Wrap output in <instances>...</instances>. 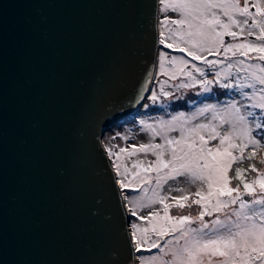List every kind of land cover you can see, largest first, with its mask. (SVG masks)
Instances as JSON below:
<instances>
[{
  "label": "water",
  "instance_id": "obj_1",
  "mask_svg": "<svg viewBox=\"0 0 264 264\" xmlns=\"http://www.w3.org/2000/svg\"><path fill=\"white\" fill-rule=\"evenodd\" d=\"M160 37L158 0H0V264H138L103 138Z\"/></svg>",
  "mask_w": 264,
  "mask_h": 264
},
{
  "label": "snow or ice",
  "instance_id": "obj_2",
  "mask_svg": "<svg viewBox=\"0 0 264 264\" xmlns=\"http://www.w3.org/2000/svg\"><path fill=\"white\" fill-rule=\"evenodd\" d=\"M158 3L162 5L160 12L167 13L171 10L181 17L171 20L166 17L160 21L163 26H167L169 22L176 25V29L168 31L171 37H179L181 42L165 43L164 39H160L159 43L164 47L185 53L192 61H200L210 69L222 62L208 60L207 56L198 53L219 56L223 49L225 59L231 60L232 57L239 56L258 62L246 63L245 59H236L235 62L228 63L222 71L214 72L215 82L223 89L238 92L241 100L228 103L223 108L215 104L201 108L191 119H185L181 114L169 121L161 120L155 125L141 121L145 129L152 132L153 137L161 136L164 141L162 144L129 145L120 148L118 152L113 150L115 146L106 149L107 155L114 158L112 162L117 177H122L116 181L122 190L141 191L144 184H151L148 174L156 173V184L151 197H148V189H143V196L132 199L124 196L125 201L130 204L136 202L141 208L151 209L154 204L162 205L161 210L153 209L146 216H138L134 207L129 208L132 216L147 221L149 225L141 227L130 222L134 251L140 253L159 250L158 255L140 257V264H264V171L258 170L255 164H250L248 169L243 167L245 160L250 161L255 157V149H264V0H253L251 8H254L255 12L250 10L249 0H244L243 5L240 0H158ZM185 26L187 30L181 31ZM160 36H164L163 31ZM225 36L231 37L232 40L240 36L244 42L226 44ZM248 37H254V40L260 43L249 41ZM250 52L258 55L249 57ZM166 63L179 64L178 71L191 78V84H180L178 87L189 88L198 83L204 92L211 91L209 86L214 81L207 79L204 68L191 64V69L204 78L197 80L193 71L185 73V68L189 67L190 62L183 56H173L169 60L166 53H161L159 68L163 74H167ZM233 69L236 72L235 83L221 82V78L223 81L231 80ZM170 79H175V73H172ZM245 89H250L251 92ZM164 95L168 96L170 93L165 92ZM151 100L157 101L155 93L151 95ZM250 109H258L259 112ZM209 112L213 113L211 120H219V124L209 122L192 127H177V121L184 120L186 125ZM224 125L228 127L224 128ZM165 129L179 131V138L169 137L166 133L162 135ZM215 140H218V144L209 147V142ZM250 145L253 150L245 155V150ZM137 153H143L145 156L151 154L155 160L134 162L132 168L139 170L131 173L132 179L126 183L130 170L125 165L122 172L118 161L124 154L131 157ZM234 164L237 165L234 176L230 177L229 172L233 170ZM260 164L264 165V159L260 160ZM249 169L257 173L256 179L251 183L244 179V173ZM233 179L240 182L235 187L230 186ZM132 180H137L139 186L133 187ZM169 180L187 182L198 187L189 194L185 188L170 186L168 192L175 191L184 195H161ZM241 184L243 192L240 190ZM245 195L251 200H245ZM190 197H195L192 203L200 207L195 217L191 214H170L174 205L184 209ZM169 200L173 203H169ZM237 202L238 211L233 209L230 213L225 212V218L213 219L211 226L205 222V216L220 213ZM187 206L191 207V204ZM193 223H198L199 227H191ZM164 237L172 238L164 240L162 246L160 240Z\"/></svg>",
  "mask_w": 264,
  "mask_h": 264
},
{
  "label": "rangeland",
  "instance_id": "obj_3",
  "mask_svg": "<svg viewBox=\"0 0 264 264\" xmlns=\"http://www.w3.org/2000/svg\"><path fill=\"white\" fill-rule=\"evenodd\" d=\"M225 19V18H222ZM177 27H173L172 25H167L164 28V36L161 37V39L166 40L165 43H172L173 41H175L176 43H181L179 40V37H171L170 36V32L168 31V29H176ZM181 31H186V27L180 29ZM218 31L220 30L219 28L217 29ZM165 34L167 35V38L165 36ZM249 41H252L249 39ZM244 42L239 41L236 43H242ZM254 43H260L259 41H252ZM162 44H160V50H159V57L161 53H166L168 56V59L170 60L171 57L176 56V57H181L183 56L185 59L189 60V67L185 68V73L187 71H193V74L196 76L197 80H203V77H200L199 74L195 73L193 69H191V64H196L197 67H201L205 69V64H202L201 62H195L191 60L190 56H187L185 53H181L178 54L176 53L177 51H173V49H163ZM204 56H208L207 53H198ZM258 55V53H254V52H250L249 53V57H253ZM229 56H231V53H229ZM236 59H245L246 63H256L258 61H254V60H250L247 58H242V57H232L231 60L229 59H225L224 58V54H223V49H221V53L219 56L216 55H212L210 60H220L222 63L218 66H216L215 68H209L207 65L206 67L209 68V71H206L207 73V79H211L213 80V84L210 85L209 87L211 88L210 92H204L203 87L200 84H195L192 87L189 88H180L178 87L180 84H191V78L187 77L186 75L180 73L178 71L179 68V64H169L166 63L165 64V69H166V73L167 74H163L160 71L159 68V60H158V68H157V73H156V78H155V82L152 88L151 93L149 94L145 104L143 105L142 109L140 110V112H138V114H135V117L133 119V116L131 117L132 120H129L128 122H124L122 124H117L115 127H113L112 129L108 130L106 132V134L104 135L103 141L105 144V147H113L114 151H119L120 148L122 147H128L129 145H139V144H146V143H164L163 139L161 138V136H156L153 137V134L151 131L146 130L144 125L141 124V121H144L145 123H151L153 125L157 124L159 121L164 120V121H169L172 119V117L175 116H180L181 114H183V117L185 119H191V117H193V115L195 113H198L199 110L201 108H205L209 105H217L219 108H223L226 104L231 103L235 100H241L242 98L240 97L239 93L236 92L235 90H228V89H223L220 87V85L218 83L215 82L214 80V72L217 70H223L224 67L230 63V62H235ZM172 73H175V79H170V76L172 75ZM242 75V74H241ZM235 76H236V72L235 69H233V76L231 78L230 81H223V79L221 78V82H233L235 83ZM245 91L251 92L250 89H245ZM170 93V95L165 96L164 93ZM155 93L157 95V101L153 102L151 100V95ZM192 94L198 95V101L196 103H190L192 100V98H190ZM196 99V100H197ZM185 102V103H184ZM239 106V105H238ZM251 111H256L259 112L258 109H250ZM213 116V113L209 112L206 113L205 116H200L198 119H194L191 120V123H188L185 125V121L181 120V121H177V127H180L181 125H184L186 127H192L196 124L199 123H205L208 124L209 122H211L212 124H219V120H211V117ZM224 128H227L228 125H224ZM221 130L222 129H218ZM167 134V136L169 137H176L179 138L180 136V132L179 131H168L167 129L164 130L163 134ZM205 134V138H207V132L204 133ZM255 134V133H254ZM262 143H264V141H262ZM216 144H218V140L215 141H210L209 142V147H213ZM253 148L250 145L248 149L245 150V155L248 154V152L252 151ZM129 151H131V149L129 148ZM256 154H257V169L260 171H264V165L260 164V159H262V156L264 155V149H260L257 148L255 149ZM114 158H111V160L113 161ZM137 160H144V161H149V160H155V157L152 156L151 154L145 156L143 153H137V155L135 156H131L128 157L127 154H124L121 156V159L118 161V163L121 164V171L123 172V167L126 165L129 170L130 173L127 177V179L125 180V182L127 183L128 180H131V173H134L136 171H138L139 169L136 168H132V164L134 162H136ZM246 162V160L244 161V163ZM113 163V162H112ZM237 165H233V170L229 172V176L232 177L234 176V169ZM115 169V167H114ZM116 171V169H115ZM143 174V173H142ZM163 174V173H162ZM251 176L249 177V180L246 179L245 181L251 183L252 180L256 179L257 177V173L256 172H252L250 171ZM151 177V184H144L142 186L141 191H129L127 189H123L124 192V196L127 195L130 199H132L133 197H138V196H143V189H148V197L152 196V191L153 188L155 187L156 184V173L152 172L148 174ZM119 179H121L122 177H118ZM138 179V178H137ZM181 180L183 181V178H181ZM240 182L238 180L233 179L231 181L230 186L231 187H235L237 184H239ZM132 186L133 187H138L139 185L137 184V180H132ZM182 187L185 188L187 190V192L190 194L191 192L196 191V188L198 187V185H189L187 182H177L175 180H169L168 184L164 185V190L161 191V195H168V196H182L184 195V193H180V192H168V188L169 187ZM257 188V192H259V186H256ZM240 190L241 192L244 191L243 189V185H240ZM147 199V198H145ZM195 199V197H190L189 201L186 202V206L184 209H179L177 208L175 205L170 209V214L175 216V215H189L191 214L193 217H195L198 213V211L200 210L199 205H196L194 203H192V200ZM227 199V198H225ZM245 200H247L246 198H244ZM126 202V206L128 208H135L137 211V215L138 216H146L148 215L153 209L155 210H161L162 209V205L159 204H154L152 206L151 209L149 208H141L139 206L138 203L133 202V203H129L128 201ZM143 202V201H142ZM169 203H173V201L169 200ZM187 204H191V207H188ZM239 210V202H237L236 205H231L228 209H224L223 211H221L220 213H214L212 216H205V222H208L211 226V221L213 219H216L217 217L224 219V213L225 212H231L232 210ZM129 214L132 216L131 212L129 211ZM161 215H163V212L161 211ZM233 219H235V217H232ZM131 223H137L139 224L141 227H149L147 221H141L138 220L136 217L132 216L131 219ZM191 227H199L198 223H193L190 225ZM132 229V228H131ZM172 237H164L163 239L160 240L161 245L163 246L164 244V240L166 239H171ZM153 239H156V237H153ZM182 243V241H181ZM171 247V246H169ZM159 250L158 249H153L151 252L148 251H142L140 253H137V257L138 259L140 257L143 258H149L152 257L154 255H158ZM166 259H168L169 257H165ZM138 264H140V259L138 261ZM158 264V262H157Z\"/></svg>",
  "mask_w": 264,
  "mask_h": 264
},
{
  "label": "flooded vegetation",
  "instance_id": "obj_4",
  "mask_svg": "<svg viewBox=\"0 0 264 264\" xmlns=\"http://www.w3.org/2000/svg\"><path fill=\"white\" fill-rule=\"evenodd\" d=\"M240 2H241V5H243L244 0H240ZM252 2H253V0H249L250 10H251L252 12H255V9H254V8H251V3H252ZM160 7H162V5L159 4V8H160ZM166 17L170 18V20H171V19H179V18H181V17L178 16V14L172 12L171 10H169L167 13H163V12H160V11H159V26H160V32L163 31L164 28H165V26L161 25L160 21L164 20ZM222 18H224V17H222ZM237 18L240 19V17H237ZM225 19H226V18H225ZM258 19H259V17H258ZM168 25H172L173 27H177L176 25H173V24H171L170 22H169ZM185 27H186V26H185ZM233 30L238 31V29H233ZM254 31H258V30H254ZM163 32H164V31H163ZM165 36L167 37L166 34H165ZM167 38H168V37H167ZM168 39H169V38H168ZM249 39L252 40V41H255V40H254V37H249ZM224 40H225V43L227 44V43H229V42H231V43H236V42L242 41L243 39H242L240 36H238L236 40H232L231 37L225 36V37H224ZM165 41H166V40H165ZM163 49L168 50V48H166V47H164V46H163ZM173 51H174V50H173ZM176 53L181 54V52H179V51H177ZM211 56H212V55H208V56H207V59L210 60ZM195 62H198V61H195ZM199 62H200V61H199ZM205 70L208 71V72H210V71H209V68L206 67V64H205ZM191 94H192V93H191ZM192 103H193V102H192Z\"/></svg>",
  "mask_w": 264,
  "mask_h": 264
},
{
  "label": "trees",
  "instance_id": "obj_5",
  "mask_svg": "<svg viewBox=\"0 0 264 264\" xmlns=\"http://www.w3.org/2000/svg\"><path fill=\"white\" fill-rule=\"evenodd\" d=\"M192 96L190 97V98H192L191 100L193 101H195L197 98H198V95H193V94H191ZM198 99H200V98H198ZM197 99V100H198ZM185 103V102H184ZM140 112V111H139ZM137 114H138V112H137ZM122 124V123H121ZM258 156H257V154L255 155V157H253V159L252 160H246V162L245 163H243V167H245L246 169H248V166L250 165V164H255L256 166H257V161H256V158H257ZM262 159H264V155L262 156ZM261 160V159H260ZM250 169L249 170H247L245 173H244V179L246 180V179H248L249 180V177L251 176V174H250ZM234 172V171H233Z\"/></svg>",
  "mask_w": 264,
  "mask_h": 264
}]
</instances>
